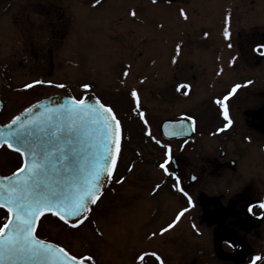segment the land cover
Listing matches in <instances>:
<instances>
[{
	"label": "rangeland",
	"instance_id": "obj_1",
	"mask_svg": "<svg viewBox=\"0 0 264 264\" xmlns=\"http://www.w3.org/2000/svg\"><path fill=\"white\" fill-rule=\"evenodd\" d=\"M93 3L94 0H58L65 17L72 20L71 29L64 44L46 49L47 31L40 35L34 29L29 31L27 18L23 32L16 13L0 15V34L3 35H0V96L4 100L0 122L11 119L39 98L62 93L77 98H101L113 106L124 127L122 159L118 165L119 175L126 177L124 183L105 185L102 203L93 206L91 223L86 221L73 230L49 216L42 218L37 228L39 235L70 247L77 254L94 255L96 264H142L136 259L141 249L157 251L165 264H232L216 256L214 228L201 223L197 204L169 234L148 240L151 231L166 226L186 203L177 197L159 169L164 149L145 134V126L132 111L130 91L139 92L142 110L149 120L147 127L161 144L167 143L160 131L164 119L198 113L200 110L194 107L197 103H209L216 90L236 82L240 72H249L241 77L252 79L253 83L241 88L233 100L234 113L261 104L264 100V49L253 51L251 48L264 42V0H158L156 4L152 0H104L96 6ZM181 9L188 20L181 16ZM133 10L136 17L131 15ZM229 13L233 34L231 49L223 36L225 17ZM31 19L35 21L36 17L31 16ZM241 42L245 45L242 53ZM28 43H34V47H28ZM177 45H180L179 56ZM38 50L41 56L46 53V60L39 57ZM247 55L250 56L248 66L242 63ZM233 57H237L236 62L230 65ZM173 58L176 63H172ZM220 69L223 73L218 75ZM125 71L128 77H124ZM34 80L67 87L45 84L23 90L25 83ZM85 83L92 88L83 89ZM185 85L187 88L183 87ZM240 138L231 134L227 146L236 152L242 148L245 157H256L251 154L260 151L259 144L248 145ZM201 142V159L218 147L215 140L205 135ZM170 144L174 150L179 146L177 142ZM186 152L191 160L198 155L192 149ZM9 162L13 165H7ZM19 163L18 156L5 157L0 169L5 167L4 173H10L12 166ZM258 173H264V169ZM157 184L162 187L151 195ZM224 190L225 183H214L207 193ZM219 192L214 195L218 196ZM193 223L202 236L196 235L191 227ZM97 229L103 233L102 237L97 235ZM260 234V240L251 246L256 247L255 256L264 258L259 254L264 250V223ZM223 248L238 251L231 250L225 243ZM250 257L248 254L236 264H246ZM146 262L158 264L154 258H146Z\"/></svg>",
	"mask_w": 264,
	"mask_h": 264
},
{
	"label": "snow or ice",
	"instance_id": "obj_2",
	"mask_svg": "<svg viewBox=\"0 0 264 264\" xmlns=\"http://www.w3.org/2000/svg\"><path fill=\"white\" fill-rule=\"evenodd\" d=\"M152 3L156 4L157 0H152ZM99 4L101 0H94L93 6ZM131 15L136 17V11L133 10ZM181 16L184 20L189 19L183 9ZM224 23L223 36L228 41L227 47L231 49V13L225 17ZM258 48H264V45ZM179 49L180 45H177V56L180 54ZM236 59L233 57L230 65L235 64ZM172 63H176L175 58ZM127 67L131 68V65ZM222 73L223 69H220L217 74ZM123 75L128 77V71ZM252 83V80H248L245 86ZM45 84L57 88L67 87L52 81L34 80L25 83L23 90ZM183 87L187 88L186 85ZM82 88L89 90L92 85L85 83ZM239 88L241 85L236 84L215 100L226 121L225 126L218 129L219 132L226 131L233 124L228 102ZM130 97L134 105L132 111L145 126V134L164 149L159 169L172 179L170 187L186 200V206L179 208L166 226L150 232L147 238L153 241L174 230L182 218H186V214H190L196 207V203L182 184L178 166L176 170L170 171L171 164L175 163L171 145L161 144L147 127L149 120L142 110L139 92L132 89ZM38 107H44V111L38 113ZM187 119L191 121L194 131L196 120L191 116ZM36 128L40 129L46 140L37 142L29 138L32 136L29 130ZM164 132L170 137L186 134L183 124L171 132L165 125ZM123 141L124 127L118 113L110 103H105L99 97H71L66 104L55 108L33 105L14 116L9 123L0 126V149L12 150L20 158L16 171L11 175L0 176V209L5 210L4 222L0 223V264H96L92 254H77L70 247L41 238L37 227L41 225L42 218L47 219L49 216L73 230L85 225L86 221L91 223L93 206L102 203L105 185L112 182L121 185L126 179L119 175L118 168L122 159ZM128 171L131 172L132 168L129 167ZM190 179L195 181L197 177L192 175ZM161 187L160 184L155 185L151 195H155ZM258 208L264 215V202ZM248 211L252 212V206ZM191 227L196 235H203L195 223ZM97 235L102 237L103 233L97 229ZM225 243L232 245L231 240ZM146 258H154L158 264H165L157 251L141 249L136 259L147 264ZM257 262L264 264V258L257 255L251 264Z\"/></svg>",
	"mask_w": 264,
	"mask_h": 264
},
{
	"label": "flooded vegetation",
	"instance_id": "obj_3",
	"mask_svg": "<svg viewBox=\"0 0 264 264\" xmlns=\"http://www.w3.org/2000/svg\"><path fill=\"white\" fill-rule=\"evenodd\" d=\"M6 12L17 14L16 21L22 23L23 32L27 26L24 24L27 18L29 19V31L34 29L39 35L42 31H47L48 36H46L47 39L44 41L45 49L64 44L65 38L69 35L71 29L72 20L65 17L64 11L58 5V0H0V15L6 14ZM31 16L36 17L35 21L31 19ZM32 39H35V37H32ZM29 43L28 47H34V43ZM23 46H25L24 42ZM244 46L243 43L240 44L241 49L245 48ZM252 47L253 50L258 48L257 45ZM35 48H37L36 43ZM38 53L39 57L46 60V53L43 56H41L40 50H38ZM49 53V59L51 60V52L49 51ZM249 62L250 56L247 55L242 60V63L248 66ZM249 74V72H240L238 80L223 89L216 90V94L214 93L209 99V103L205 105L197 103L194 107L197 108L196 110H200L198 113L180 116L184 118L191 116L196 120L195 134L189 138L167 141V144L171 145L172 148L173 146L170 142L179 144L178 148L176 150L173 148L172 151L175 163L171 164V171L176 170L178 166L179 174L182 176V184L192 195L201 212V214L197 215L201 223L206 222L213 226L214 236H219L224 232L234 235L236 237L235 241L230 238H223L222 244L226 240H231V246L225 243L231 250L235 251L244 247L247 248L248 254L252 256L256 255L254 250L256 247L251 246V243H256L257 240H260L262 235L260 234V226L264 223V215L261 214L262 210L258 208V205L264 202V173H258L260 169H264V133L257 128L260 120H264V112L259 115L255 113V111L264 108V100L259 105L244 108L241 113H234L233 109V100L238 96L241 88L244 89L246 87V82L249 80V78L242 79L241 76ZM236 84H240L241 88L237 90V93L228 102L229 115L233 120V124L226 131L219 132L218 129L223 128L226 121L221 115V108L215 103V100L222 97ZM247 86L249 87V85ZM262 95V99H264V91ZM203 106L205 108L201 109ZM202 112L205 113L203 114ZM204 121L207 122L202 123ZM233 133L237 137L240 136L241 142L248 145L250 143L259 144L260 151L256 150L254 154H251L256 157H245L242 148H239L240 152H236L227 146V142ZM204 135L212 141L215 140L216 142L214 143L218 147H215L211 153L209 152L208 155L201 159L202 156L199 153ZM256 137H260V140L257 141ZM186 148L192 149L194 154H198L195 160L186 157L188 155ZM192 175H195L197 180H191L190 177ZM170 180L172 181L171 178ZM214 183H225V190L217 191L219 192L218 196L214 195L217 192L207 193L210 185ZM233 188L234 191L231 192ZM176 194L182 203L185 204L186 200L183 196L177 192ZM250 206H252L251 213L248 211ZM236 228L243 231L248 238L243 234L242 237L240 230ZM259 254L264 255V250L259 252Z\"/></svg>",
	"mask_w": 264,
	"mask_h": 264
},
{
	"label": "water",
	"instance_id": "obj_4",
	"mask_svg": "<svg viewBox=\"0 0 264 264\" xmlns=\"http://www.w3.org/2000/svg\"><path fill=\"white\" fill-rule=\"evenodd\" d=\"M70 98L71 97H67V96H64V95H53V96L46 97V98L36 102L33 105L46 106L47 108H55V107H57L59 105L66 104L70 100ZM92 102H94V99L92 100ZM2 107H3V105H2V103L0 101V110L2 109ZM43 111H44V107H38L37 108V112L38 113L43 112ZM23 112H21V113H23ZM263 112H264V108H261V109L255 111V113H257L258 115L263 113ZM20 114H18V115H20ZM181 124H183V126H184V130H185V133H186L185 135H192L193 134L191 122L187 121V120H182V119L181 120H166V121H164L162 123V125H161L162 133L165 136L169 137V138H175V137H170V136L165 134L164 126L167 125L168 126V131L171 132L173 129H179ZM0 126H2V125L0 124ZM257 128L264 132V120H260V122L257 124ZM29 131L32 132V136L29 137L30 139L36 140L37 142H39V140H46V137L40 131L39 128L30 129ZM0 176H2V175L0 174ZM223 238H230L232 241L236 240V237L234 235H232V234H229V233H225L224 232V233H222L219 236L217 235L216 238H215V251H216L217 255L220 258H224V259H232L234 261H242L243 258H244V255L246 254V251L240 250L237 254H229V253H227L221 247V241H222Z\"/></svg>",
	"mask_w": 264,
	"mask_h": 264
},
{
	"label": "trees",
	"instance_id": "obj_5",
	"mask_svg": "<svg viewBox=\"0 0 264 264\" xmlns=\"http://www.w3.org/2000/svg\"><path fill=\"white\" fill-rule=\"evenodd\" d=\"M9 156H13L14 157V156H18V154L14 153V152H12L10 150H5V149L0 150V162H2V160L5 159V157L8 158ZM19 160H20V158H19ZM10 163L11 162H9L7 165H13L12 163L11 164ZM18 166L19 165H15V166H12V168L15 169ZM2 170L4 171L5 170V167H3ZM4 219H5V211H3L2 209H0V223L2 221H4Z\"/></svg>",
	"mask_w": 264,
	"mask_h": 264
}]
</instances>
